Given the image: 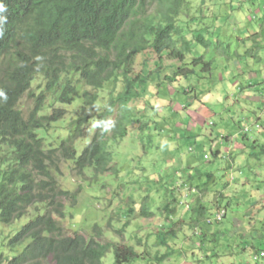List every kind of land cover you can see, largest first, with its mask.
<instances>
[{
	"label": "rangeland",
	"instance_id": "rangeland-1",
	"mask_svg": "<svg viewBox=\"0 0 264 264\" xmlns=\"http://www.w3.org/2000/svg\"><path fill=\"white\" fill-rule=\"evenodd\" d=\"M184 6L178 22L192 41V53L185 63L164 60L161 74L150 78L141 97L130 102L128 134L108 146L117 175L95 177L89 169L78 178L72 175L73 161L60 163V188L76 193L61 221L64 234L92 235L97 224L101 242L137 250L139 257L130 264H264V81L257 83L258 75H264V39L259 49L252 41L264 28V0H187ZM197 36L210 47L198 43ZM242 36L250 37V43H239ZM247 49L258 53V73L249 66L254 57L246 58ZM202 55L215 59L210 72L189 66L192 75L166 82L165 74L185 69L191 57ZM159 61L145 62L147 73ZM42 81L38 77L34 82L36 91ZM112 87L109 82L97 90L100 110ZM85 89L78 88L79 94ZM54 104L67 113L49 129L47 145H58L80 115L91 118L92 136L96 114L83 108L80 96L71 105ZM20 105L28 112L31 97ZM188 131L195 136L189 138ZM89 142L79 140L77 154ZM207 173H213L212 179L202 176ZM173 208L174 216L168 217L166 209ZM143 209L153 215L144 217ZM221 211L222 220L209 224ZM23 222L0 224L1 252L5 238ZM173 224L177 238L169 240L168 248L158 246L159 233ZM102 264H114L112 251Z\"/></svg>",
	"mask_w": 264,
	"mask_h": 264
},
{
	"label": "trees",
	"instance_id": "trees-1",
	"mask_svg": "<svg viewBox=\"0 0 264 264\" xmlns=\"http://www.w3.org/2000/svg\"><path fill=\"white\" fill-rule=\"evenodd\" d=\"M186 1L0 0L6 8L0 16L7 18L0 36V90L7 95L6 101L0 100V223L10 226L24 220L5 238L0 264H102L110 251L114 264H130L139 257L132 246L101 242L97 224L92 235L64 234L61 221L66 205L75 204L76 193L62 190L56 175L62 173L63 161H73L72 175L78 178L89 169L95 177L117 175L108 146L128 134L133 123L130 102L141 97L150 78L161 74L164 60L185 63L192 53V41L178 22ZM256 34L253 44L259 49L257 38H264V28ZM196 40L210 47L201 36ZM245 54L256 53L247 49ZM138 58L140 69L135 72ZM205 58L191 57L185 69L177 67L164 79L174 84L192 75L189 66L210 72L215 59ZM150 60H160L161 65L147 73L145 62ZM38 77L43 81L36 91ZM109 82L113 87L100 110L97 90ZM83 87L88 89L79 94ZM26 96L32 100L28 112L20 105ZM78 96L83 108L96 114L94 120L113 119L115 127L108 133L94 128L90 137L91 118L80 115L58 145H47L49 129L67 113L53 102L67 106ZM188 132L189 138L195 136ZM87 139L90 142L77 154L76 143ZM202 176L210 180L213 173ZM166 210L168 217L174 216V208ZM142 214L153 215L144 209ZM207 221L219 222L215 217ZM174 225L159 233L158 246L168 248L169 240L177 238Z\"/></svg>",
	"mask_w": 264,
	"mask_h": 264
},
{
	"label": "clouds",
	"instance_id": "clouds-1",
	"mask_svg": "<svg viewBox=\"0 0 264 264\" xmlns=\"http://www.w3.org/2000/svg\"><path fill=\"white\" fill-rule=\"evenodd\" d=\"M6 11L5 6L2 2H0V13H4ZM6 16H0V36L3 35L2 25L6 23ZM37 60L41 59V57L37 56ZM0 100L6 101L7 95L3 90H0ZM108 111H112L111 106H106ZM92 127L96 129H100L102 133H108L115 127V121L112 119H103V120H93ZM247 131V128H245ZM1 224V223H0ZM6 226V225H5Z\"/></svg>",
	"mask_w": 264,
	"mask_h": 264
},
{
	"label": "crops",
	"instance_id": "crops-1",
	"mask_svg": "<svg viewBox=\"0 0 264 264\" xmlns=\"http://www.w3.org/2000/svg\"><path fill=\"white\" fill-rule=\"evenodd\" d=\"M246 35H248V34H246ZM254 35V34H253ZM252 36V35H251ZM255 38H256V36H252V41L253 40H255ZM251 38L250 37H244V36H242V38H241V40H240V42L239 43H243V44H249L250 43V40ZM264 39V38H263ZM257 40H260V45H261V39H257ZM262 50V49H261ZM248 56L246 57V58H251L252 56H249L250 54H247ZM255 57L254 58H252V59H254V63L253 64H251V65H249V66H254L255 68L254 69H252L253 71H254V73H258L259 72V70L256 68V62L258 61V59H259V57L257 56L258 55V53H257V55L256 54H253ZM243 57V56H242ZM250 74H251V72L250 71H248V73H247V75L248 76H250ZM258 80H257V83L258 82H260V83H262L263 81H264V75L263 76H259L258 75ZM261 88V87H260ZM235 132V131H234ZM235 136V135H234ZM233 137V136H232ZM229 143H231V142H233L230 138H229V141H228Z\"/></svg>",
	"mask_w": 264,
	"mask_h": 264
},
{
	"label": "built area",
	"instance_id": "built-area-1",
	"mask_svg": "<svg viewBox=\"0 0 264 264\" xmlns=\"http://www.w3.org/2000/svg\"><path fill=\"white\" fill-rule=\"evenodd\" d=\"M223 214H224L223 211L218 212L217 215H216V217H215V219H217L218 221L222 220Z\"/></svg>",
	"mask_w": 264,
	"mask_h": 264
}]
</instances>
